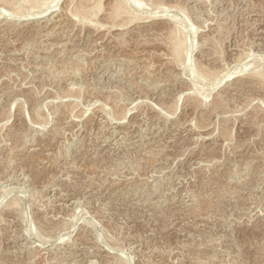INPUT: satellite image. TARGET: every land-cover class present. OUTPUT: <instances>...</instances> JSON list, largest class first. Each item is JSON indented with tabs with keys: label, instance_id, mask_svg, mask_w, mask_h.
Returning a JSON list of instances; mask_svg holds the SVG:
<instances>
[{
	"label": "rangeland",
	"instance_id": "1",
	"mask_svg": "<svg viewBox=\"0 0 264 264\" xmlns=\"http://www.w3.org/2000/svg\"><path fill=\"white\" fill-rule=\"evenodd\" d=\"M7 1L0 264H264V92L230 91L264 70V0H99L83 22L78 0Z\"/></svg>",
	"mask_w": 264,
	"mask_h": 264
},
{
	"label": "bare ground",
	"instance_id": "2",
	"mask_svg": "<svg viewBox=\"0 0 264 264\" xmlns=\"http://www.w3.org/2000/svg\"><path fill=\"white\" fill-rule=\"evenodd\" d=\"M2 1V0H1ZM50 1H52V3L53 2H55L56 0H50ZM75 1H77V0H75ZM74 1V2H75ZM84 0H78L77 1V4H75L74 2V8H71L70 9V15H71V17L72 16H74V17H78V19H76V18H74V19H76V20H81L82 22L83 21H88V20H91L90 18H93V16H90L92 13V9H95L94 7H96L97 8V6H99V7H101L99 4H100V1L99 0H97V1H93L94 2V4L92 5V4H85V2H86V0L83 2ZM88 1H90V0H88ZM102 1V0H101ZM130 1V0H129ZM132 1V0H131ZM5 2V1H4ZM49 0H22V2L21 3H23L24 5H26L25 3H28L29 5H30V10H33L34 9V11L36 10V9H38V11L37 12H30L29 14H25V13H23L22 12V5H20L21 3L20 2H17L16 1V3L15 2H13V1H7L6 2V6H9V7H5V8H8L9 10H7V9H3L4 11L2 12L1 11V14H7V15H4V18H14V17H19V18H21V17H27V16H29L30 17V15H36V16H39V15H41L40 17H43V16H45L46 15V13H48L47 11L48 10H50L51 8H52V6H51V2H49ZM72 2V1H71ZM91 2V1H90ZM90 2H88V3H90ZM111 2V1H110ZM126 0H123V1H121V0H114V3H112V4H114V5H111V6H113V7H111L112 8V11L111 12H109V13H112V14H117V13H120V15L122 14V12H124V11H126L128 14H130V13H135L134 11H133V9H132V11H131V9H129L128 8V6L126 5ZM136 3H138L137 1H135ZM20 3V4H19ZM92 3V2H91ZM141 3V2H140ZM27 4V5H28ZM49 4V5H48ZM54 4V3H53ZM128 4V3H127ZM144 4H146V3H144ZM92 5V6H91ZM108 5H109V3H108ZM129 5V4H128ZM141 5V4H140ZM73 6V5H72ZM131 7V6H130ZM135 7V6H134ZM138 7H140V6H138ZM141 8V7H140ZM151 8H153V7H150V9ZM40 9V10H39ZM68 9H69V7H68ZM67 9V10H68ZM128 10V11H127ZM26 11V10H25ZM99 11V10H98ZM106 11V10H105ZM69 12V11H68ZM107 13V12H106ZM69 14V13H68ZM67 14V15H68ZM112 14H110L111 16H112ZM136 14V13H135ZM118 15V14H117ZM120 15H118L117 16V18L118 17H121ZM132 15V14H131ZM130 15V16H131ZM141 15V14H140ZM62 16V15H61ZM64 16H65V14H64ZM64 16H62V18H66V17H64ZM125 16H129V15H125ZM146 16V15H145ZM172 16V15H171ZM39 17V18H40ZM31 18H35V16L34 17H31ZM38 18V19H39ZM73 18V17H72ZM130 18H132V16L130 17ZM138 19V17L136 16L135 17V19ZM143 18V17H142ZM141 18V19H142ZM145 18V17H144ZM150 18V17H149ZM57 19V18H56ZM71 19V18H70ZM166 19V18H165ZM167 19H169V18H167ZM174 19V18H173ZM20 20V19H19ZM62 20V19H61ZM66 20V19H65ZM64 20V21H65ZM110 20H112V19H110ZM114 20V19H113ZM134 20V19H133ZM147 20H149V19H147ZM172 20V19H171ZM48 21V20H47ZM63 21V22H64ZM71 21V20H70ZM96 21V20H95ZM106 21V20H105ZM122 21V20H121ZM124 21H126V20H124ZM136 21V20H135ZM174 21V20H173ZM66 22V21H65ZM75 22V21H74ZM78 22V21H77ZM161 22V21H160ZM6 23V22H5ZM12 23V22H11ZM67 23V22H66ZM87 23H90V22H87ZM100 23V22H99ZM105 23V22H104ZM113 23H115V22H113ZM177 23H179V24H181L180 22H177ZM177 23H175V24H177ZM76 24V23H75ZM116 24H118V23H116ZM167 24H169V22L167 23ZM174 24V23H173ZM66 25V24H65ZM77 25V24H76ZM82 25H84V24H82ZM90 25V24H89ZM178 25V24H177ZM92 26V25H91ZM172 26V25H171ZM175 27H178V26H176V25H174ZM174 26H172L171 28H170V33L172 32V33H174V32H176L177 31V29L178 30H181L180 28H174L173 29V27ZM99 27V26H98ZM40 28V27H39ZM94 29H95V27H94ZM96 29H97V27H96ZM65 30V29H64ZM52 31V30H51ZM110 31V30H109ZM179 32H182V30L181 31H179ZM121 33V32H120ZM169 33V32H168ZM171 33V39L175 36V35H177V34H172ZM123 34V33H122ZM181 34H183V33H181ZM47 35H49V34H47ZM65 35V34H64ZM174 35V36H173ZM43 36V35H42ZM178 37H179V35H177ZM183 35H181V37H182ZM195 36V35H194ZM120 37V36H119ZM178 37H174L173 39H172V41L170 42V43H172V45H171V47H168V48H171V53L178 59V64L180 63L179 62V60H183V59H185V63L187 62V60L190 58L189 56H190V53H191V51H192V49H189L188 47L186 48V46L184 45V44H186V43H184V39L186 38L185 37V35H184V37L185 38H183V39H179ZM112 38V37H111ZM118 39V38H117ZM187 39V38H186ZM63 45V44H62ZM116 46V45H115ZM185 46V47H184ZM191 46V45H190ZM192 48V47H191ZM195 48V47H194ZM181 49H183V50H181ZM186 55V58L185 57H183V56H185ZM248 56V55H247ZM169 57H171V56H169ZM174 57V58H175ZM208 57V56H207ZM262 59V58H261ZM238 60V59H237ZM242 61V60H241ZM197 63V62H196ZM195 63V66L197 65ZM174 64V63H173ZM177 64V63H176ZM181 65V64H180ZM194 65V64H193ZM203 65V64H202ZM199 66H197V68H198ZM195 68V67H194ZM197 68H195V70H196V74H197V76L199 77V78H201V79H203V80H210V79H212V77L213 76H215V75H217V74H215V72H213V71H211V70H209V69H206L205 67H200V68H202V70L200 69V68H198V70H197ZM248 68V67H247ZM246 68V69H247ZM261 68H263V67H261ZM136 69V68H135ZM245 69V68H244ZM256 69V68H255ZM191 70H193V69H191ZM254 70V69H253ZM253 70H251V73L249 72V75L247 76V78L246 79H234V80H236V81H232L233 82V88L230 90V91H238L237 89L238 88H240L241 90H242V88H244V87H248V88H250V89H253L254 91L255 90H257V91H259V92H264V70L263 71H253ZM226 71V70H225ZM228 71V70H227ZM253 71V72H252ZM181 72V71H180ZM236 72H238L237 74L239 75V73H241L242 71L241 70H238V71H235L234 72V74L236 73ZM243 73V72H242ZM222 74V73H221ZM236 74V75H237ZM192 75V74H191ZM231 75H232V73H230V72H226L225 74H223V76H219V77H222L221 78V80H224V79H228V81L230 82V80L231 79H229L230 77H231ZM243 75V74H242ZM180 76V75H179ZM217 77V76H216ZM214 79V78H213ZM190 84V83H189ZM212 84H214V83H212ZM229 84V83H228ZM186 85V84H185ZM205 87V86H204ZM207 87V86H206ZM203 89V88H202ZM201 89V90H202ZM207 89V88H206ZM247 89V88H246ZM196 90H199V88H197ZM205 90V89H204ZM208 90V89H207ZM220 90V89H219ZM240 90V91H241ZM192 91H194V90H192ZM229 91V90H228ZM195 92H201V91H195ZM203 92H206V91H203ZM188 93V92H187ZM220 93V92H219ZM197 94H199V93H197ZM230 94H231V92H230ZM235 94V93H234ZM227 95V94H226ZM237 95V94H236ZM239 96V95H238ZM223 97V96H222ZM261 97V96H260ZM263 97V96H262ZM193 98V97H192ZM196 98H198V97H196ZM220 98V97H219ZM216 99H218V98H216ZM198 101V100H197ZM262 101H264V99L262 100ZM74 103V102H73ZM214 103H215V105H220V104H223V102H218L217 100L216 101H214ZM65 104V103H64ZM70 104H72V103H70ZM107 104V103H106ZM173 104V103H172ZM73 105V104H72ZM117 105V104H116ZM75 106V105H74ZM217 108V106H214L213 108ZM105 108V107H104ZM107 108V107H106ZM224 108V107H223ZM105 110H107V109H105ZM162 110V109H161ZM225 110V109H224ZM264 109H262V111H263ZM166 111V110H165ZM260 111V110H259ZM162 112V111H161ZM164 112V111H163ZM204 112V111H203ZM210 112V111H209ZM225 112V111H224ZM74 113V112H73ZM166 114H167V112H165ZM201 113H202V111H201ZM226 113V112H225ZM165 114V115H166ZM75 115V114H74ZM73 115V116H74ZM115 115V114H114ZM127 115V114H126ZM202 115H204V114H202ZM116 116V115H115ZM160 117H161V115H159ZM116 118V117H115ZM262 118H264V117H262ZM193 123H194V120H193ZM197 122H195L194 124H196ZM194 124H193V127H194ZM182 139V138H181ZM135 141V140H134ZM136 144V143H135ZM144 150V149H143ZM256 159V158H255ZM17 201H19V200H17ZM12 203V205H13V203L14 202H11ZM17 204V203H16ZM15 214V213H14ZM34 231V230H33ZM36 232V231H35ZM34 234H36V233H34ZM39 234H41V233H39ZM37 237H39L38 235H37ZM42 239V238H41ZM98 248V247H97Z\"/></svg>",
	"mask_w": 264,
	"mask_h": 264
}]
</instances>
